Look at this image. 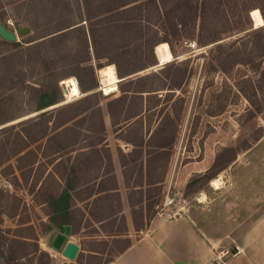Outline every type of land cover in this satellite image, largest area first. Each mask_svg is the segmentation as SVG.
Returning a JSON list of instances; mask_svg holds the SVG:
<instances>
[{
    "label": "trees",
    "instance_id": "obj_1",
    "mask_svg": "<svg viewBox=\"0 0 264 264\" xmlns=\"http://www.w3.org/2000/svg\"><path fill=\"white\" fill-rule=\"evenodd\" d=\"M83 3L87 25L81 23L71 27L70 25L39 27L41 30L37 37L41 39L32 42L23 38L7 40L0 37V44L4 46L0 47V64L9 75L5 87L10 89L24 84L31 88L32 95L28 100L33 104L32 109L37 110L52 104L63 96L57 81L64 75L58 76L57 70H73L79 88L86 91L98 85L94 73L95 66L115 63L118 77H126L118 83L120 94L110 97L107 102L112 124H125L131 116L136 115V120H141L144 115L146 132H150L146 139L149 146L147 164L165 166L171 154L184 102V96L175 92L177 89L184 90L183 86L193 72L192 65L188 66L191 55L180 58L176 46L192 41L196 48L204 49L198 53L207 54L208 60L205 65L207 71L226 72L240 63L252 66V70L257 73L256 81L251 83L252 91H247L243 85H240V90L249 101L247 107L249 118L263 110L264 102L257 99L256 87H261L260 81L264 80V23L253 25L250 12L259 9L264 20V0H83ZM227 37L230 39L226 40ZM160 41L163 42L159 43ZM90 45L94 60L89 54ZM162 46L170 48L172 58L161 61L158 68L148 71V68L160 64L158 49ZM25 64L30 67L31 74L28 76H25L22 70ZM143 70L147 71L137 73ZM34 72L50 73L52 76L45 85L31 79ZM160 73H163L161 79H156ZM29 79L32 82L27 81ZM48 84L53 87V93ZM159 90H165L162 102H158L162 96L158 93ZM92 95L96 96V91ZM153 96H158L155 101L160 107L155 113L154 121L151 122L148 113L158 106L157 102L147 103L148 100L152 101ZM130 98L136 100L133 110L129 108ZM46 112L41 111L25 121L33 120L34 117ZM38 128H41L40 132L43 130L42 126ZM140 131V137L135 143L138 146H142L144 142L143 132ZM261 134L248 137L244 145L240 143L223 145L209 166L189 177L182 190L183 194L197 191L209 180H214L217 173L224 169L237 153L249 147ZM37 139L34 138L32 142ZM30 143L12 155L5 154L6 158L0 160V165ZM19 156L16 157L17 160ZM19 164L18 162L17 167L20 170ZM11 172L14 178L12 182L15 184L18 177L14 170ZM32 180L34 183L29 187L31 190L37 179L33 177ZM154 189V194L158 195L159 186H155ZM148 198L147 218L157 201L156 198L152 199L151 194ZM135 204L141 207L138 200L130 198L134 225L140 228L144 220L141 209L137 211L134 208ZM151 211L153 214L155 209ZM138 212L140 219H137ZM114 220L115 218H111L107 223L114 231V236L110 240L94 241L98 245L89 248V252L90 256L98 260L87 261L88 264H106L130 244L129 237L116 236L119 234L118 231L125 229L124 218L121 216L115 227ZM102 225L104 226L103 223ZM22 228H31V233L18 231L16 233L18 236L4 235L2 249L0 242L1 264H21L20 260L23 257L30 256L36 259V264H45L50 258L48 252L38 246L33 225ZM78 228L80 227L76 226L74 230Z\"/></svg>",
    "mask_w": 264,
    "mask_h": 264
},
{
    "label": "rangeland",
    "instance_id": "obj_2",
    "mask_svg": "<svg viewBox=\"0 0 264 264\" xmlns=\"http://www.w3.org/2000/svg\"><path fill=\"white\" fill-rule=\"evenodd\" d=\"M253 25L260 24H256L253 19ZM8 27L21 35L19 26L8 24ZM229 39L227 37L226 40ZM161 42L163 41L159 43ZM0 47L4 46L0 44ZM176 49L180 58L191 55L188 66L193 67L191 76L183 86L184 90L177 89L175 92L184 96V102L167 169L169 177L172 178L171 185L165 189L163 196L166 193L173 195L176 191L178 194L175 195L174 202L166 206H163V196H160L155 206L156 212L153 214L156 215L158 211L156 219L171 229L164 244L167 254L170 255V264H208L218 255H221L218 264H264V108L249 118V101L240 90V85H243L247 91H252L251 83L256 81L257 73L252 70V66L242 63L226 72L207 71V54L198 53L204 49L196 48L192 41L177 45ZM159 63L148 68V71L158 68L161 60ZM29 69L28 64L23 66L25 76L31 74ZM144 71L147 70L137 73ZM98 74L95 72L98 82L96 96L111 97L112 92L106 94L102 89L104 84ZM32 75V80L43 82L45 85L52 76L42 72H34ZM57 75H63V71L57 70ZM162 75L163 73H160L155 78L161 79ZM8 77L0 64V160L6 158L5 154L12 155L32 142L36 133L41 130L37 128L41 126V120L25 121L40 110L32 109L33 104L28 100L32 95L31 88L22 84L23 86L8 89L5 87ZM83 77L86 80L84 75ZM31 79L27 81L32 82ZM242 79L244 80L241 81ZM260 82L262 86L256 87V97L264 102V80ZM48 86L52 88L53 93V87L49 84ZM159 91L162 96L158 102H162L165 90ZM157 97L153 96L152 101L148 100L147 103L157 102ZM135 101V98L129 99L130 110L134 109ZM159 107L156 106L148 113L151 122ZM71 108L69 105L60 109L57 112L58 118ZM22 121L25 122L19 124ZM259 133L262 134L257 140L237 153L236 157L217 173L219 181L216 185L212 184L213 180H209L201 189L183 194L182 190L189 177L209 166L223 145H244L248 137ZM31 148L32 146L22 157L18 153L0 165L1 249L4 247L5 234L18 236V231L31 233V228L22 227L32 224L37 234L38 246L47 251L50 258L45 264L97 262V258L90 256L89 248L98 244L87 234H83V231L66 237L79 244L74 258L64 255L62 248L55 249L51 246L54 234L63 230V222L56 216L58 214L50 217L43 213L35 195L29 192L25 175L17 167L18 162H24L32 156ZM39 148V144L34 145V149ZM12 170L18 177L15 184L12 182ZM30 183L32 185L34 181L31 179ZM22 220L26 222L21 223ZM149 241L162 243V239L156 235ZM162 253L159 248L155 250L157 264L163 263ZM20 263L36 264V259L32 256L23 257Z\"/></svg>",
    "mask_w": 264,
    "mask_h": 264
},
{
    "label": "crops",
    "instance_id": "obj_3",
    "mask_svg": "<svg viewBox=\"0 0 264 264\" xmlns=\"http://www.w3.org/2000/svg\"><path fill=\"white\" fill-rule=\"evenodd\" d=\"M0 20L7 27L8 24L26 27L24 32L19 31L21 37L16 34L17 39L29 42L41 39L37 37L39 27L88 23L83 0H0ZM89 54L94 60L91 45ZM111 64L117 68L115 63L103 66ZM101 67L95 66L94 73H99ZM63 75L58 81L63 96L36 113L47 111L33 118V121L41 120L43 130L36 133L35 142L19 152L22 157L32 146V156L20 163L28 188L31 179H37L32 190L29 189L30 194L35 195L45 215L58 214L63 224L71 225V234L83 231L93 241L110 240L114 231L107 225L108 220L115 218V227L122 216L125 229L116 236L129 237L130 244L106 264H157L155 250L158 248L163 251L162 264H170L164 244L171 229L156 219L158 211L153 216L156 210L153 214L151 210L171 185L172 178L167 171L171 154L165 166L148 165L146 139L150 132H146V117L143 115L141 120H136L137 115L131 116L125 124L113 125L107 108L110 97L93 96L98 86L82 91L73 70L63 71ZM125 77L117 75L111 97L120 94L118 83ZM73 83L78 85L77 95L69 92L68 86ZM102 89L106 94L111 93L106 92L105 84ZM69 105L72 108L58 118L57 112ZM140 130L144 137L142 146L135 144ZM36 144L39 149H34ZM215 178L214 185L219 181ZM155 186H159L158 195L154 194ZM150 194L157 201L147 218L146 201ZM130 198L141 203V207L134 206L142 212L144 223L140 228L134 225ZM140 218L138 212L137 219ZM76 226L80 228L74 230ZM153 235L162 239V243L149 241Z\"/></svg>",
    "mask_w": 264,
    "mask_h": 264
},
{
    "label": "water",
    "instance_id": "obj_4",
    "mask_svg": "<svg viewBox=\"0 0 264 264\" xmlns=\"http://www.w3.org/2000/svg\"><path fill=\"white\" fill-rule=\"evenodd\" d=\"M25 30H26V27H22L20 28L19 31L24 32ZM0 37L7 39V40H16L17 34L14 29L7 27L0 20ZM157 59H158V56H157ZM69 234H71V225L69 223H64L63 230L57 231L54 234L50 243H51V246L54 247L55 249L62 248V253L66 255L67 257L74 258L78 252L79 244L73 240L66 239L67 235Z\"/></svg>",
    "mask_w": 264,
    "mask_h": 264
},
{
    "label": "bare ground",
    "instance_id": "obj_5",
    "mask_svg": "<svg viewBox=\"0 0 264 264\" xmlns=\"http://www.w3.org/2000/svg\"><path fill=\"white\" fill-rule=\"evenodd\" d=\"M251 15L253 16V19L255 20L256 24H261L264 22L259 9L253 10L251 12ZM158 56L162 62L171 59L172 54L170 48L168 46L160 47L158 49ZM99 74L102 83L106 85V92H111L114 89L115 81L117 80L115 66L113 64L104 66L99 70ZM68 89L71 95L79 94V88L76 83L70 84L68 86ZM217 183L218 181H216L215 184Z\"/></svg>",
    "mask_w": 264,
    "mask_h": 264
},
{
    "label": "built area",
    "instance_id": "obj_6",
    "mask_svg": "<svg viewBox=\"0 0 264 264\" xmlns=\"http://www.w3.org/2000/svg\"><path fill=\"white\" fill-rule=\"evenodd\" d=\"M176 194H178V191L174 192L173 195H170L169 193H166L164 195L163 202H162L163 206L171 205L174 202V200H175V195ZM170 214H171V212H169L168 215H170ZM219 258H221V255H218V256L214 257L212 260L209 261L208 264H218L219 261H220Z\"/></svg>",
    "mask_w": 264,
    "mask_h": 264
}]
</instances>
